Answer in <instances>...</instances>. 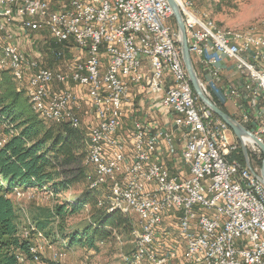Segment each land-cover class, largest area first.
<instances>
[{
  "label": "built area",
  "instance_id": "2783aa9c",
  "mask_svg": "<svg viewBox=\"0 0 264 264\" xmlns=\"http://www.w3.org/2000/svg\"><path fill=\"white\" fill-rule=\"evenodd\" d=\"M182 16L203 94L219 93L239 111L237 122L264 142V34L250 33L251 43L242 44L219 33L208 36ZM172 17L167 0H0V35L6 39L0 45V72L24 83L31 109L36 90L47 109L59 112V105H66L78 124L84 103L93 110L97 122L88 130L99 158L90 162L110 163L109 172L98 174L99 183L112 195L127 193V200L119 201L138 219L144 235L139 244L158 251V259L149 256L151 264H170V259L178 264H264V187L256 167L234 157L240 143L228 126L193 91L179 33L169 23ZM15 26L21 32L49 33L55 42L80 50L82 60L66 71L41 67L9 40ZM119 34H126V41H119ZM228 69L236 77L223 84ZM57 85H75L80 91ZM133 88L144 104L150 98L159 106L169 121L166 128L161 117L128 120L127 110L143 105L130 97ZM4 129L0 147L16 133L12 125ZM119 131H126L134 149L118 144ZM99 139H109V147L99 146ZM243 143L260 154L253 141ZM11 195L29 199L32 188L15 187ZM156 216L181 226L195 252L165 238ZM21 236L32 241L28 231ZM148 238H156V245H148ZM28 256L29 261L18 255L14 264L32 262V242Z\"/></svg>",
  "mask_w": 264,
  "mask_h": 264
},
{
  "label": "rangeland",
  "instance_id": "374dc122",
  "mask_svg": "<svg viewBox=\"0 0 264 264\" xmlns=\"http://www.w3.org/2000/svg\"><path fill=\"white\" fill-rule=\"evenodd\" d=\"M175 1L177 3V0ZM190 1L192 4V10L203 19L211 20L216 30L228 29L240 32H257L258 34H264V0H233L232 2H221L220 0ZM169 23L172 25L174 24L176 27V23L173 17ZM12 29L13 30L10 32L11 38L9 40L13 41L29 60L37 61L38 65L43 68L53 71H66L68 69V66L75 63L76 61L82 60V52L80 50L70 44H60L55 42L47 32L26 31L23 32V34L18 32L16 26ZM5 41V37L0 35V45H2ZM197 73L198 78H200V80L204 82V74L201 71H197ZM8 76L9 75L0 72V84L2 83V80L4 78H8ZM230 76L236 77L235 71L231 70ZM12 80L14 81V83L12 82L14 94H20L17 103L22 107H24L23 103L27 106L29 104V98L24 83H19L13 78ZM222 83L218 84L223 85L224 83ZM211 95L212 96H210V98L208 97V99H210L213 104H215L219 108L220 106H223L228 115H230L236 121L238 120L239 111L232 109L233 107L228 106L229 103L225 104V101H223L222 99H220V101L219 98H217L213 94V92ZM136 110L137 112L133 114L131 120H150L149 113L142 116L144 113L139 112V108H137ZM155 116L160 117L159 114H155ZM38 118L41 119L40 117ZM155 120H157V118ZM64 121H68L67 118ZM48 122L53 124L61 123L54 121ZM160 122L162 121L160 120ZM4 127L5 123L3 124V122L0 121V136L5 133ZM77 128L85 131V134L87 133V129L86 127L82 126L80 119ZM246 129L251 132L250 128ZM169 131H172V129H170ZM120 135L123 136V138L124 135L126 136V134H124L123 132H120ZM245 138L246 137H243L242 140L239 141L234 136V139H236L238 143H240L239 148L241 149L242 145H244V147L246 148L249 166H251L252 168L256 167V175H259L261 168L264 166L263 154L261 151L259 154L258 152H256V150H253L250 147V144L243 143V139ZM175 143L179 150V148L181 147L180 142L176 140ZM253 144L258 147L254 142ZM82 166L84 167L86 174H88V176L92 178L91 180L88 177L76 180L75 176L77 175V173L74 169H64L61 167V171L63 172L62 178L72 180L73 185L69 186L66 190L63 191H47L45 189L32 188V197L23 200L24 203H22V206L25 210L26 216H23V218H20L18 220L19 233L21 236L24 231H28L30 240H32V244L36 246L39 253L38 262H28V264H131L129 260L134 249L131 230L132 228H137L138 219H136L135 215H132L130 213L129 215H123L118 211L120 215L123 218H126L127 221L131 224V230L129 232L120 229L113 230L109 239L103 242H96L95 249H88L87 247H81L77 244H68L69 238L67 236L69 234H74L78 229L80 230L89 224L91 219L90 212L91 210H94V208L92 207L93 203H91L93 201L91 200H93L94 198V200L97 199V204L99 201L104 204L107 201V196L109 195L108 193H106V191H102L104 189L101 186H99L98 189H93L94 193H87V190L91 186L90 184L93 182V180H95V178H93L94 172L92 166L86 164L84 161L82 162ZM0 184H4L1 179ZM76 196H83L85 198L86 196H88L87 198L91 200L88 202V204H86L85 207H83L76 213L64 216L63 221H48L46 223L44 231L40 232L35 228V218H42L45 212L53 210L57 205H61L65 202L74 200ZM102 199L106 200L103 201ZM96 206L97 208H99L98 205ZM45 232H47L48 234L45 235ZM38 235H40L41 237H39ZM173 235L174 234L171 233L170 236ZM63 238H65L64 241H62ZM173 238L175 239V241H178L175 243L179 244V248H181V250H184L180 236L176 234L173 236ZM52 253H57V258H54L53 255H51ZM171 260L175 261L174 259H170V261ZM139 264H148V262L146 259H144Z\"/></svg>",
  "mask_w": 264,
  "mask_h": 264
},
{
  "label": "trees",
  "instance_id": "16d2710c",
  "mask_svg": "<svg viewBox=\"0 0 264 264\" xmlns=\"http://www.w3.org/2000/svg\"><path fill=\"white\" fill-rule=\"evenodd\" d=\"M3 73L10 77L4 78L0 84V121L5 125H12L16 133L0 147V179L4 183L0 184V264H14L20 254L29 261L28 247L31 242L20 236L14 198L11 195L13 188L66 190L73 185V181L62 178L61 167L74 169L77 173L76 180L92 178L86 174L82 166L88 146L85 131L75 128L68 121L53 124L41 120L32 111L30 103L27 106L23 103L24 107L19 105L17 102L20 94L13 92L14 81L11 74L8 71ZM220 108L226 112L223 106ZM234 157L245 164L239 147ZM90 185L91 189L89 188L87 193L91 194L96 188L92 187V183ZM87 197L76 196L72 201L55 206L53 210L45 212L42 218L34 219L35 228L42 232L48 221H63L64 216L76 213L85 207L91 200ZM91 201L94 210L90 212V222L86 227L67 236L69 245L77 244L95 249L96 242L109 239L113 230L128 232L131 230V224L120 215V213L126 214L119 210L107 211V201L101 206L97 204V199L93 198ZM47 234L45 232V235ZM64 240L65 238L62 239Z\"/></svg>",
  "mask_w": 264,
  "mask_h": 264
},
{
  "label": "bare ground",
  "instance_id": "6f19581e",
  "mask_svg": "<svg viewBox=\"0 0 264 264\" xmlns=\"http://www.w3.org/2000/svg\"><path fill=\"white\" fill-rule=\"evenodd\" d=\"M177 3L180 11L184 15V18H189V22L197 26L199 30H201L206 35L217 36V33H219L223 39L239 38V41L242 44L251 43V35H249L251 32H240V31L228 30V29L216 30L211 20L203 19L202 17L198 16L196 12L192 10V4L190 0H177ZM256 33L257 32L251 34H256ZM119 41H126V34H119ZM32 110L37 114L38 117H40L45 121H54L60 123L67 118L68 122L70 121L72 126H74L75 128L79 125L74 118H71V114L68 111V106L59 105V112H56V107H48L47 109L46 99H44L43 95H39L36 90H32ZM120 132L126 134V132L124 131L118 132V144L122 145V147L125 149H134V142L132 141V139L125 135L123 138V136L120 135ZM86 134H87L86 137H87L88 146L84 161L86 164L92 166L90 162L91 158H99V149L98 146H92L89 130H87ZM246 140L249 141V139L247 138ZM99 146L109 147V139H99ZM92 168L95 173V180H93L92 182L93 184L92 187H95L97 189L99 186L104 187L103 183H99L98 174H104V172H109L110 163H99V166H92ZM104 189L106 193L109 194L106 198L108 203L107 211L111 212L113 210H119L120 212L129 215L130 207H127L123 201H119V200H127V193L118 192V196H115L112 195L108 189L106 188ZM106 199H102V200L104 201ZM98 205L101 206L102 202L99 201ZM156 226H157V230L160 233H162L165 238H168V240L170 241L174 242L173 236L178 234V236H180V238L183 240L185 244L184 250L187 253L195 252V245L183 233V228H181V226H176V224L172 223L171 221H168L166 216H156ZM174 231L176 232V234ZM172 232H174V235L170 236ZM38 236L41 237L40 235ZM131 236H132V242L134 243V249L131 258L129 260L131 264H139L144 259L147 260L148 264H151L149 256L151 259H158V251H150V249L147 247L146 244H139L144 242V235L141 234L140 232L139 224L137 228H132ZM148 245H156V238H148ZM51 255H53L54 258L55 257L57 258L58 256L57 253L54 254L52 253ZM38 260H39L38 250L36 246H32V262H38ZM170 264H178V261L171 260ZM207 264H223V263L207 262Z\"/></svg>",
  "mask_w": 264,
  "mask_h": 264
},
{
  "label": "water",
  "instance_id": "95a60500",
  "mask_svg": "<svg viewBox=\"0 0 264 264\" xmlns=\"http://www.w3.org/2000/svg\"><path fill=\"white\" fill-rule=\"evenodd\" d=\"M169 6L171 7L173 18L176 23L177 31L179 33V46L181 52V58L184 63L185 69L187 71L190 83L192 85L193 91L198 96L200 101L204 103L216 116H218L231 130L237 140L241 141L243 137L251 139L260 149L264 157V143L260 141L253 133L244 128L239 124L234 118L228 115L226 112L221 110L218 106L213 104L202 92L198 79L192 64L190 53L187 45V37L184 28V21L179 10V7L175 0H167ZM242 153L246 164L249 166L248 154L244 145L241 147ZM264 187V166L260 170V174L256 175Z\"/></svg>",
  "mask_w": 264,
  "mask_h": 264
},
{
  "label": "crops",
  "instance_id": "0c3cea01",
  "mask_svg": "<svg viewBox=\"0 0 264 264\" xmlns=\"http://www.w3.org/2000/svg\"><path fill=\"white\" fill-rule=\"evenodd\" d=\"M18 32H20V33H23V32H21L20 30H18ZM24 34V33H23ZM83 55V54H82ZM230 72H231V70H226V71H224L223 73V77H222V82L223 83H225V82H229L230 80H232L233 78L230 76ZM57 88H60V89H65V88H68V89H70V90H72V91H80V89L77 87V86H75V85H70V86H61V85H57L56 86ZM134 93V94H133ZM82 95H83V93H81ZM137 94V92H136V89L135 88H133L132 90H131V95H130V97L133 99V100H136V102H139V104H142L143 103V105L139 108V112H143L141 115L142 116H144V115H147L148 113L150 114V118H153V117H157V116H155V114H159L160 115V117H161V121L162 122H160L161 124H162V127L163 128H166L167 127V125H169V121L165 118V116L160 112L161 110L159 109V106L155 103V102H148V99H150V98H148V99H146V103L144 104V97L143 96H138V95H136ZM219 95V93H215V96L217 97V98H219V100H220V97L218 96ZM145 105V106H144ZM228 106H231V104L229 103L228 104ZM131 109H128L127 111L128 112H130L129 114L131 115V112L133 111H130ZM135 112H137V110H135L134 112H132V114H134ZM128 114V113H127ZM77 115H78V117H79V119H80V121H81V123H82V126H84V127H86V129L88 130V128L90 127V126H92V125H94L96 122H97V120H96V116H95V114L93 113V110L92 109H90V107L88 106V104H86V103H84L83 104V107H82V110L81 111H79L78 113H77ZM130 115H129V118H128V120L129 119H131V117H130ZM169 127V126H168ZM30 188V187H29ZM22 203H24L23 202V200H20V201H18V200H16L15 198H14V205H15V208H16V214H17V220H19L20 218H23V216H26L25 215V210L23 209V204ZM24 214V215H23ZM175 232V231H174ZM174 232H172L173 234H174ZM175 234H176V232H175ZM178 235V234H177ZM182 240V239H181ZM174 242H176L175 241V239H174ZM178 242V241H177ZM182 243H183V249H185L184 247H185V244H184V242H183V240H182ZM180 247V246H179ZM174 260H176V261H178V259H174Z\"/></svg>",
  "mask_w": 264,
  "mask_h": 264
}]
</instances>
